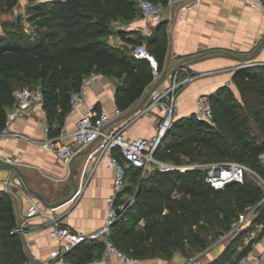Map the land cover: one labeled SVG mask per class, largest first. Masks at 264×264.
Returning a JSON list of instances; mask_svg holds the SVG:
<instances>
[{"label":"trees","instance_id":"16d2710c","mask_svg":"<svg viewBox=\"0 0 264 264\" xmlns=\"http://www.w3.org/2000/svg\"><path fill=\"white\" fill-rule=\"evenodd\" d=\"M17 1L0 0V14L11 11ZM27 9L26 19L35 33L26 32L21 19L1 21L0 130L14 90L24 84L41 88L50 130V123L68 110L70 93L90 70L116 77L115 103L122 111L154 82L148 60L131 54L137 39L116 26L139 13L135 0H28ZM161 28L162 23L153 26L146 36L159 70L167 50ZM116 32L123 43L108 40ZM232 79L239 96L229 85H220L209 94L211 120L174 117L155 151L157 158L175 165H196L154 168L143 175L138 167H126L129 182L123 193L137 187L133 201L119 211L111 227L112 240L125 254L146 258L170 255L175 249L185 252L189 246L201 249L209 234L228 230L250 205H255L252 223L264 221V201H260L264 190L253 176L245 174L243 182L218 189L205 181L206 165L228 160L244 163L264 177V62L236 67ZM15 226L11 199L1 191L0 264H29ZM92 242L103 248L102 240Z\"/></svg>","mask_w":264,"mask_h":264},{"label":"crops","instance_id":"0c3cea01","mask_svg":"<svg viewBox=\"0 0 264 264\" xmlns=\"http://www.w3.org/2000/svg\"><path fill=\"white\" fill-rule=\"evenodd\" d=\"M248 1L200 0L192 9L184 11L179 10L178 5L171 9L165 7L164 13L172 12L174 17L162 23L160 35L167 41L166 60H171L172 65L157 88L169 84V72L179 60L205 53L179 63L184 66L181 75H192L193 78L183 83L178 90L175 117L193 112L198 94H211L222 84L229 85L239 96L232 79L234 69L249 61L264 62V12L250 7ZM27 4L28 0H18L11 11L0 14V39L4 36L1 21L10 20L11 12H16L17 20L20 17L24 22L28 15L25 13ZM129 23L128 32L123 28L124 35L135 39L139 37V40L147 43L146 36L151 32H145L139 15L138 20H130ZM119 37L122 38V35L116 32L108 36V40L116 43ZM153 83L148 85L145 92ZM117 84L116 77L101 74L85 90L84 103L76 109L69 107L63 115H57L50 123V130L43 108L23 114L12 122L10 130L20 132L23 136L6 135L0 130V156L19 163L28 184L49 202L65 198L73 191L68 163L55 151L41 146L46 138L57 137L63 130L64 140L76 149L72 170L79 189L71 199L52 208V211L56 221L73 230L90 232L102 226L106 217L107 197L112 193L114 171L106 166V156L96 160L88 156L89 152L77 153L84 145L77 144L72 133L81 115L90 107L96 113L106 109L110 114H115ZM159 116V107L155 106L146 112L137 110L130 117L112 122L108 127L123 126L122 133L128 139L148 137L155 132ZM8 175L7 168H0V192H7L5 185ZM16 177L14 174L12 180ZM128 182L126 176V184ZM11 187L21 200L22 217L18 226L14 203L7 192L16 218L15 230L21 242L23 237L30 255L27 256L29 264H187L189 261L191 264H234L249 251L254 257L264 258V221L252 223L251 219L244 222L241 229L230 238H221L222 233L209 234L206 245L201 249L189 246L185 252L175 249L170 255L157 254L132 261L115 254L104 257L103 248L99 249L97 242H92L95 239H87L66 252L63 261L56 262L53 251L61 248V242L49 234L52 220L45 214L25 217V211L32 201L41 207L46 206L26 191L23 184H11ZM136 187H133L134 191ZM134 191H125L118 201L134 194ZM143 223L144 220H141L140 224Z\"/></svg>","mask_w":264,"mask_h":264},{"label":"built area","instance_id":"2783aa9c","mask_svg":"<svg viewBox=\"0 0 264 264\" xmlns=\"http://www.w3.org/2000/svg\"><path fill=\"white\" fill-rule=\"evenodd\" d=\"M43 1V0H38ZM139 11L145 32L149 34L153 26L161 24L164 21L171 20L174 17L172 12L165 14V7L173 8L179 6V10L192 9L200 0H135ZM248 5L252 8H259L264 12V0H249ZM24 30L28 33H35V28L29 20L24 21ZM131 54L135 58H144L148 60L153 68L154 81L161 75L162 70L158 69V59L151 52L145 42H139L132 45ZM258 63L257 61H249L240 65ZM239 65V66H240ZM184 66L176 64L169 72L170 82L164 88H155L150 93L147 101L138 110L146 112L153 107H159L160 116L156 119L155 132L148 137L138 136L128 139L123 133V126L114 128L102 127L110 121L112 117L122 113L119 108L115 109V114L112 115L106 109H101L99 112H94L92 108H88L79 118L77 127L73 131L72 136L74 141L79 145H85L92 141L100 134V141L96 148L89 152V157L99 160L102 156H106V166L114 171L112 193L107 197V211L105 221L102 226L90 231L83 232L73 230L67 225H62L55 219V214L52 208L41 207L37 202L32 201L25 211V217L30 218L36 214H45L52 221L49 224V234L51 237L58 239L61 242V248L53 251V259L56 262H61L64 259V254L74 248L77 244L87 239H100L103 242L102 255L104 257L115 254L126 260L137 261V258L131 257L121 251L111 238V227L116 220L118 213L117 208L123 210L126 205L133 201L134 194L125 197L118 201L120 195L123 194L126 185V167L133 166L141 169V175L151 171L154 168L168 170L178 166L181 168L194 166L196 164H181L175 165L171 162L164 161L155 156V151L161 143L165 132L170 127L172 120L175 117L178 109V90L181 85L193 78L192 75H181ZM102 73L96 70L87 72L77 90L70 93V107L76 109L85 101V90L91 83L98 78ZM42 109V90L39 86L36 87H18L14 90V98L7 112L5 125L1 129L3 134H11L15 136H23L22 133L11 131L12 122L23 114ZM194 115L197 119L211 120L212 104L209 94H198L195 98V107L193 112L186 116ZM48 130V125L46 126ZM63 130L57 137H48L41 146L48 150L55 151L65 163H68L74 155L76 149L67 140H64ZM208 172L205 175V181L210 183L214 188H223L230 182H243L245 174L250 171L258 184L264 190V177L255 170L248 167L246 164L235 160L223 162H215L206 165ZM16 186L22 185L21 180L16 177L10 182ZM260 201H264V194ZM255 205L247 206L233 220L228 230L222 232L221 238L227 239L241 229L244 222L251 220L254 215ZM20 230V227H18ZM187 264H191L189 261ZM234 264H264V258L254 257L251 251L240 257Z\"/></svg>","mask_w":264,"mask_h":264},{"label":"water","instance_id":"95a60500","mask_svg":"<svg viewBox=\"0 0 264 264\" xmlns=\"http://www.w3.org/2000/svg\"><path fill=\"white\" fill-rule=\"evenodd\" d=\"M20 19V17H19ZM205 55V53H197L185 58H182L181 60H179L177 62V64L179 63H183L191 58H198ZM172 65V61L171 60H166L165 65L162 69L161 75L158 79H156L154 81V83L152 84V86L143 94V96L132 106H130L127 110L123 111L122 113L114 116L113 118L110 119L109 122H107L102 129H104L105 127L109 126V124H111L112 122L118 121V120H123L126 119L128 117H130L132 114H134L137 110H139L144 103L147 101L150 93L152 92L153 89H155L158 84L167 76V73L170 69ZM100 141V134H98L92 141L86 143L83 148H81L77 153H86V152H90L92 150H94L96 148V146L99 144ZM75 155V154H74ZM74 155L71 157V159L68 162V168H69V176L72 180V184H73V191L71 192V194H69L67 197L53 201V202H49L48 200H46V198L42 195V193H40L38 190L32 188L25 177L24 171L22 169V166L15 162L14 160H12L11 158H7V157H2L0 156V168H7L9 170V175L6 179V191L10 194V196L12 197L13 203H14V209H15V214L17 217V225L20 226V220H21V200L20 197L18 196V194L13 190V188L11 187V180L13 178V175L16 174L17 177L21 180L24 188L26 191H28L29 193L35 195L37 198L40 199V201L48 208H55L58 205L68 201L69 199H71L78 191L79 186H78V182L74 177L73 174V170H72V160L74 158ZM117 212L120 211L119 208L116 209ZM22 242H23V248L25 253L27 254L28 257H30L25 241L22 237Z\"/></svg>","mask_w":264,"mask_h":264},{"label":"rangeland","instance_id":"374dc122","mask_svg":"<svg viewBox=\"0 0 264 264\" xmlns=\"http://www.w3.org/2000/svg\"><path fill=\"white\" fill-rule=\"evenodd\" d=\"M28 12H30V11H28V9L26 8L25 13L28 14ZM16 15H17L16 12H11V19L10 20H14L16 18ZM26 17H27V15H26ZM136 20H138V13H137V15L134 18L131 19V21H136ZM129 24H130L129 21H126V22H123V23L117 22L116 26H122L123 28H125V31L128 32L129 31L128 30V26H130ZM36 36H37V33L33 37H36ZM137 38L138 39L136 40L135 44L139 43V42H142V41H139V37H137ZM116 40H118V42H116V43H123V39L121 37L117 38ZM113 43H115V41H113ZM23 86H32V84L31 85L30 84H24ZM246 175H249L251 177L253 176L250 171H248L246 173Z\"/></svg>","mask_w":264,"mask_h":264}]
</instances>
